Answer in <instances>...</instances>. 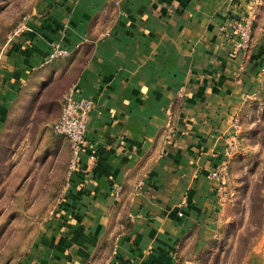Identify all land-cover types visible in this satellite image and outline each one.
Instances as JSON below:
<instances>
[{"label": "crops", "instance_id": "crops-1", "mask_svg": "<svg viewBox=\"0 0 264 264\" xmlns=\"http://www.w3.org/2000/svg\"><path fill=\"white\" fill-rule=\"evenodd\" d=\"M252 2L35 0L33 31L0 56V104L33 93L59 116L71 90L92 109L28 264H175L193 235L198 247L214 235L224 210L209 173L264 87V0L248 49L232 53L219 28ZM57 44L77 47L45 63Z\"/></svg>", "mask_w": 264, "mask_h": 264}, {"label": "rangeland", "instance_id": "rangeland-1", "mask_svg": "<svg viewBox=\"0 0 264 264\" xmlns=\"http://www.w3.org/2000/svg\"><path fill=\"white\" fill-rule=\"evenodd\" d=\"M34 2L0 0V53ZM41 101L32 93L0 104V264H28L63 195L70 147L51 130L59 104ZM242 117L223 220L201 247L193 235L175 264H264V87Z\"/></svg>", "mask_w": 264, "mask_h": 264}, {"label": "built area", "instance_id": "built-area-1", "mask_svg": "<svg viewBox=\"0 0 264 264\" xmlns=\"http://www.w3.org/2000/svg\"><path fill=\"white\" fill-rule=\"evenodd\" d=\"M258 3L259 0H253L244 15L225 19L219 28L228 39L232 53L244 51L251 44ZM32 31L33 29L28 24V17L23 15L6 35L0 54L2 55L5 48L13 41ZM76 47L69 48L62 44L54 45L49 50L44 62L50 63L57 59L69 57ZM61 99L60 114L52 123L51 130L55 135L64 136L69 143L70 157L66 172L68 178L79 168L80 156L85 148L86 121L92 109V101L87 98L75 99L71 90L63 93ZM233 128V133L228 135L227 142L222 149L220 163L209 173V177L217 183L215 191L218 201L222 205L228 200L227 186L230 179L231 160L240 149L238 133L241 131V123L238 118L233 119ZM89 158L93 160L94 154L90 155ZM120 192L121 188L116 187L114 192L116 199L119 198Z\"/></svg>", "mask_w": 264, "mask_h": 264}]
</instances>
